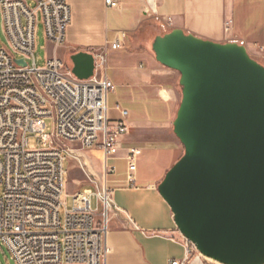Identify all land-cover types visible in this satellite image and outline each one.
<instances>
[{"label": "built area", "instance_id": "1", "mask_svg": "<svg viewBox=\"0 0 264 264\" xmlns=\"http://www.w3.org/2000/svg\"><path fill=\"white\" fill-rule=\"evenodd\" d=\"M106 4L117 9L121 0ZM0 10L8 43L0 47V244L16 264H106L105 238L116 208L112 190L106 185L95 195L76 193L69 208L64 167L65 154L78 147L102 152L107 174L116 171L108 162L119 155L130 127L127 111H121L120 121L109 118V96L116 86L106 75V56H95V76L89 80H79L72 67L57 58L39 66V24L47 42L62 47L72 21L68 1L0 0ZM121 48L119 41L112 45L114 50ZM48 120L53 124L50 134ZM29 135L42 141L41 149H29ZM139 155L138 149L130 148L125 157L130 188L136 185ZM182 239L186 257L172 264L208 261Z\"/></svg>", "mask_w": 264, "mask_h": 264}, {"label": "crops", "instance_id": "2", "mask_svg": "<svg viewBox=\"0 0 264 264\" xmlns=\"http://www.w3.org/2000/svg\"><path fill=\"white\" fill-rule=\"evenodd\" d=\"M67 1L72 21L65 44L60 48L52 45L50 58L70 60L80 52L106 56V75L119 83L113 92H119V117L110 116L111 93L109 118L120 121L121 111H127L130 127L122 139V150L113 159L125 161L130 148L140 151L134 188L127 185L128 165L125 179L108 180L116 208L110 214L105 238L106 264L182 261L186 257L184 236L159 192L167 172L184 154L174 133L182 100L180 74L157 61L153 44L158 36L179 29L219 44L239 43L264 66V0H121L117 9L108 7L106 0ZM117 41L122 48L114 50ZM99 75L103 77L104 72ZM74 152L81 155V159L77 157L81 170L94 174L99 169L98 163L87 158L92 153L97 161L101 159L104 171L102 152ZM140 157L149 170L147 175L139 173Z\"/></svg>", "mask_w": 264, "mask_h": 264}, {"label": "water", "instance_id": "3", "mask_svg": "<svg viewBox=\"0 0 264 264\" xmlns=\"http://www.w3.org/2000/svg\"><path fill=\"white\" fill-rule=\"evenodd\" d=\"M153 50L180 74L174 133L184 154L159 185L180 233L218 264H264V66L239 43L179 29ZM70 60L79 80L95 76L93 54Z\"/></svg>", "mask_w": 264, "mask_h": 264}, {"label": "rangeland", "instance_id": "4", "mask_svg": "<svg viewBox=\"0 0 264 264\" xmlns=\"http://www.w3.org/2000/svg\"><path fill=\"white\" fill-rule=\"evenodd\" d=\"M37 49L35 51V56L38 61V65L42 66L48 58H50V53L52 49V45H50L45 37V30L40 22L39 27H38V32H37ZM7 37L4 31V26H3V16L0 10V47H7ZM64 62H67L70 67H73V64L71 60H63ZM110 73V72H109ZM110 75V74H109ZM112 77V75H110ZM115 86L119 85L118 80L111 78ZM180 88V94L182 98V88ZM118 89L115 93H112V101L110 103V116L112 119H117L119 117V112L116 110L117 106V100L118 98ZM46 131L48 134L53 132V124L52 120L47 121V128ZM29 149L30 150H38L42 148V141L36 138L33 135H29ZM74 150H79L82 153H86L89 151H83L78 147H74ZM80 154L78 152H74L72 154H65L66 160L64 162V167L66 171V176H65V202L66 205L69 208L73 207V195L79 192H84V191H91L93 195H95L98 191V189H102L104 186H108V180L112 179H125L126 178V173H127V163L123 159H113L109 162V165L111 167L115 166L116 167V174L114 176H111L112 174H107L106 170H103L102 167V162L101 159L97 161V158L95 155L92 153L87 156L91 160L93 164L98 163L96 166L99 167L98 170H96V173L94 174L89 173L88 170L83 171L80 168L77 167L78 159L77 157L80 158ZM86 156H84L85 158ZM81 159V158H80ZM142 157H140L139 162H138V167H139V173H142L143 171L145 174H149V170L147 169L146 163L144 164L142 162ZM87 169V168H86ZM102 169V170H101ZM98 188V189H97ZM108 188H110L108 186ZM92 207L94 210L97 209V198L94 196L92 198ZM97 220L100 221L101 218L100 216L97 217ZM208 259V261H205V264H218L214 262L213 260ZM0 261L2 264H16L15 261L12 259L11 254L8 252V250L1 246L0 244Z\"/></svg>", "mask_w": 264, "mask_h": 264}, {"label": "bare ground", "instance_id": "5", "mask_svg": "<svg viewBox=\"0 0 264 264\" xmlns=\"http://www.w3.org/2000/svg\"><path fill=\"white\" fill-rule=\"evenodd\" d=\"M72 69H73V67H72ZM197 262H199V260Z\"/></svg>", "mask_w": 264, "mask_h": 264}]
</instances>
